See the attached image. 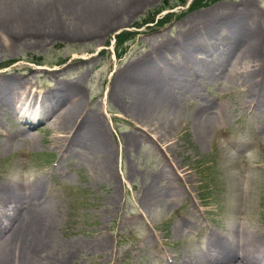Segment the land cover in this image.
Listing matches in <instances>:
<instances>
[{"label": "rangeland", "instance_id": "obj_1", "mask_svg": "<svg viewBox=\"0 0 264 264\" xmlns=\"http://www.w3.org/2000/svg\"><path fill=\"white\" fill-rule=\"evenodd\" d=\"M144 1L93 39L50 36L41 31L21 37L18 32L17 37V30L0 31V73L26 84L20 91L16 86V100L22 108L18 104L13 113L0 114V180L14 177L18 182V178L36 176L41 180V200L47 201L48 215L56 224L53 236L57 244L61 249L82 248L66 264H175L205 244L207 231H223L232 220L254 231L264 230V109L253 105L245 77L235 83L214 80L195 85L196 101L204 98V102L226 106L225 115L212 118L209 126L193 125L192 116L198 117L191 102L168 103L177 109L178 121L163 136H158L155 127L140 125L120 98L109 95L116 71L148 50H163L166 45L161 40L206 35L198 22L203 23L204 18L197 16L209 11L204 23L209 31L228 23L241 31L258 28L264 34V0H201L194 8H190L193 0ZM244 2L248 6L241 9L239 4ZM159 7L163 8L154 13ZM193 18L197 25L190 30L186 21ZM124 31L132 32V37L116 56L115 37ZM183 32H188L185 37ZM34 34L44 35L40 36L43 41L36 43ZM255 52L264 68V37ZM163 53L179 60V53L178 58L169 49ZM164 56H155V63L163 64ZM179 64H183L181 60L174 70L179 71ZM242 69L249 71V63ZM253 70L256 76L264 72L258 64ZM63 84L78 87V93L70 95L79 98L84 112L97 116L95 122L100 123L94 125L107 141V155L101 157L103 161L110 158L111 178L109 174L97 176L95 158L77 145L76 123L67 133L46 120L49 114L38 123H27L40 116L39 108L45 112L51 90ZM24 92L40 97L33 106L38 107L36 113L23 105ZM8 133L14 138L2 148L1 139ZM126 138L134 143L128 145ZM176 169L184 173L182 179L174 175ZM147 183L154 190L165 187L148 210L142 206ZM182 215L188 225L179 233L173 225ZM90 239L96 241L93 247L87 245Z\"/></svg>", "mask_w": 264, "mask_h": 264}, {"label": "bare ground", "instance_id": "obj_2", "mask_svg": "<svg viewBox=\"0 0 264 264\" xmlns=\"http://www.w3.org/2000/svg\"><path fill=\"white\" fill-rule=\"evenodd\" d=\"M143 1L0 0V31L17 30L15 32L17 37L18 32L21 37V35L25 36L41 31L50 36L61 34L72 38L93 39L111 27L113 21L115 22L131 13ZM239 5L241 9H246L248 6L247 2ZM211 12L209 11L204 16H197L198 19L204 18L203 23L200 20L198 22L203 24L201 28L204 29L206 35L197 39L193 37L184 38L188 32H183L184 39L181 41L161 40V44L165 43L167 48L165 46L161 51L157 49L148 50L140 58L136 57L137 59L130 65L116 71L113 85L109 90L110 98H120L125 110L130 109L134 113V119L140 125L157 128L158 136L166 135L171 131L170 127L177 126V109L168 106V103L176 105L175 103L180 99L192 103L193 114L198 117L197 119L194 115L192 116L195 126L202 123L209 126L212 118L219 119L220 117L221 119V116L226 112V106L221 102H204V98L196 101L197 83L201 84L205 81L214 80H229L235 83L237 79L243 76L245 77L244 80L248 82L247 94L254 99L253 105L259 107L260 110L264 109V72L257 77L256 70H253V66L256 64L259 65L261 71L264 70L263 59L258 58L255 52L256 44L258 46V44L263 43L264 34L261 29L257 30L258 28L245 27L241 31L238 25L233 28L232 24L228 23L221 24L209 31L204 23L210 17ZM186 23L190 30L197 25L194 18L186 21ZM223 28L225 32L221 33ZM34 35L37 37L34 39L36 43L43 41L44 35ZM2 45L0 40V49ZM8 46L11 47L12 45L8 44ZM168 49L177 58V53H179V60L183 63L179 64L182 67V69L179 68L180 66L178 67L179 71L174 70L179 60L164 56L163 51H168ZM158 52L162 53L158 55ZM155 56L159 59L164 56L165 62L163 64L155 63ZM189 62L192 65L188 66ZM246 63H249L250 66L247 72L242 69L243 64ZM148 65L151 68H147ZM16 86L19 87L20 91L25 89L26 84L20 79H8L3 73H0V114L15 111L19 104ZM70 93L76 95L78 87L73 84H63L60 88L59 86L55 87L51 90V96L47 98L48 104L45 112L43 113L42 109L39 108L40 116L28 119L27 123L30 125H33L34 122L38 123L49 114L46 120L51 121V125L57 130L58 128L66 130L65 133L76 123L75 140L77 145L87 150L89 157L93 155L95 172H97V176L104 178L105 175L111 174L108 163L110 158L107 157L103 161L101 157L102 155L105 158L107 155V141L100 128L94 125L98 121L95 122L97 116L94 115L95 117L92 118L89 111L85 110L84 112L78 104L79 98L72 97ZM23 94L25 98L23 105H28L27 108H32L36 104V99L40 98L33 92H24ZM19 108H22L20 104ZM32 109L36 113L38 107ZM93 113L94 111H92ZM81 115L82 117L79 118ZM153 131L156 133L155 130ZM12 134L8 133L1 139L2 148L9 146L14 138H12ZM132 142L133 139L126 138L128 145H131ZM174 173L177 179L184 177L182 170L176 169ZM110 174L108 175L109 178H111ZM41 189V180L37 176L35 179L19 180L18 178V182L14 177L13 179L9 177L0 180V264H66L82 249L78 245L67 249L59 247L53 236V228L56 224L50 218L51 214L48 215L47 201L41 200L43 195ZM164 189L165 187L162 185V187L154 190L147 183L142 206L148 210L150 204L155 202L157 196L160 195L159 193ZM142 198H144V194ZM186 220L187 218L183 215L176 218L173 230L180 233L188 225ZM227 225L228 227L223 231H207L206 240L204 238L205 244L198 250L190 251V253L181 256L175 261V264H264V230L258 231L255 228L254 231L251 229L252 227L234 223L233 220ZM87 245L90 247L96 245L95 239H90Z\"/></svg>", "mask_w": 264, "mask_h": 264}, {"label": "trees", "instance_id": "obj_3", "mask_svg": "<svg viewBox=\"0 0 264 264\" xmlns=\"http://www.w3.org/2000/svg\"><path fill=\"white\" fill-rule=\"evenodd\" d=\"M198 1H201V0H193L190 3V5H191L190 8H194V7H196V5H199L200 3ZM162 8L163 7H159L156 10H154L153 12L158 13ZM142 21H146V19L143 18ZM160 22L161 21H159V23ZM131 37H132V32H130V31L121 32L115 37L116 45H115L114 51H115L116 56H120L124 52L125 45L128 42V40L131 39ZM35 61L37 63H39V60H35Z\"/></svg>", "mask_w": 264, "mask_h": 264}]
</instances>
